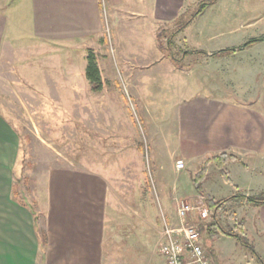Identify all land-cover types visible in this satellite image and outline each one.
<instances>
[{
    "label": "rangeland",
    "instance_id": "obj_1",
    "mask_svg": "<svg viewBox=\"0 0 264 264\" xmlns=\"http://www.w3.org/2000/svg\"><path fill=\"white\" fill-rule=\"evenodd\" d=\"M143 1L148 6V0ZM255 1L219 0L206 7L209 11L203 18H194L175 37L176 51L181 58L179 64L166 57L159 60L155 42L165 44L166 37L192 16L201 0H187L185 10L171 23L161 26L157 36L151 23L140 22L143 16L131 21L124 17L119 21L112 9L108 10L106 43L99 46L96 53L105 73L100 90H92L86 70H78L74 75L81 76V85L75 93L76 79H64L52 61L48 63L49 78L45 77V71H38L36 79H28L19 70L10 72L7 67L0 70V112L19 132L15 169L18 197L36 204L47 172L53 167L98 171L109 182L107 264H149L153 257L161 264L165 262L159 251L164 218L172 226L182 224L176 213L179 200L195 202L202 194L207 202L210 195L216 199L238 195L222 205L217 218L226 229L238 233L245 243L235 236L210 235L208 224L214 220L211 210L205 220L192 217L187 221L194 220L199 229L204 224V230H200L214 264H262L248 247L253 246L264 259V233L253 224L257 204L247 202L243 195L245 190L250 195L264 192V172L261 171H264V160L250 166L247 173V165H226L228 176L240 185L241 189H237L213 161L206 163L215 153L212 148L203 154L197 152L196 146L181 145L175 132L176 108L185 89L202 94L207 91L206 83L210 89L220 87L222 95H236L240 88L232 82L241 81L232 71L224 73V64L216 59L203 63L206 69L211 68L206 78L200 67L191 74L186 70L200 66L205 55L194 53L184 58L182 52L216 51L262 35L264 5L257 9L253 5ZM225 11L239 13L245 20L243 29L229 32L228 22L232 21H227L230 17L224 15ZM86 50L87 56L88 47ZM80 52L75 51L77 67L83 57ZM129 53L135 54L133 60L137 62H125L123 56L128 57ZM220 64L222 73L214 72L219 70ZM128 70L133 76L126 75ZM138 72L140 78L137 79ZM262 75L264 73L256 83L250 77V82H253L252 91L258 86L257 91L264 99ZM180 159L184 161L182 168L177 167ZM204 164L207 171L202 173L197 188L195 177ZM242 187L247 189L242 190ZM240 221H244L243 230L238 227Z\"/></svg>",
    "mask_w": 264,
    "mask_h": 264
},
{
    "label": "crops",
    "instance_id": "obj_2",
    "mask_svg": "<svg viewBox=\"0 0 264 264\" xmlns=\"http://www.w3.org/2000/svg\"><path fill=\"white\" fill-rule=\"evenodd\" d=\"M186 1L148 0L147 6L143 0H0V70H19L28 79H36L38 71H45L49 78L48 63L52 61L64 79H76L74 92L78 93L81 76L74 73L86 70L87 47L97 53L99 46L105 45L108 10L112 9L119 21L143 16L140 22L151 23L157 36L161 26L185 10ZM263 2L256 0L253 5L258 9ZM208 11L205 9L195 18H203ZM224 15L232 21L228 22L229 32L243 29L245 20L239 13L225 11ZM232 44L227 46L240 45ZM155 48L159 60L164 59L158 40ZM75 51H81L83 56L78 67ZM204 51L202 64L186 71L192 74L200 67L205 76L211 68L206 69L204 62L222 61L224 73L232 71L235 78L241 79L232 82L240 91L222 95L220 87L210 89L206 83L207 91L202 94L185 89L176 108V138L181 145L196 146L202 154L212 148L215 153L207 159L224 151L235 154L239 160L227 165H247V173L250 166L264 160V99L258 86L252 91V83L264 73V40L224 55H213L215 51L210 49ZM134 56L129 53L123 57L125 62L135 63ZM97 62L105 77L100 59ZM222 64L214 72L222 73ZM126 75L133 76L130 70ZM139 75L138 72L137 79ZM250 77L255 81L250 82ZM89 85L93 90L91 82ZM19 146L16 125L0 112V264H107L106 177L88 168L53 167L47 172L41 197L31 205L14 194ZM229 171L232 174V169ZM229 178L241 189L232 176ZM245 191V196L250 195ZM255 210L253 224L264 233V203L257 204ZM155 261L153 257L149 264H160ZM164 261L161 264H166L165 258Z\"/></svg>",
    "mask_w": 264,
    "mask_h": 264
},
{
    "label": "trees",
    "instance_id": "obj_3",
    "mask_svg": "<svg viewBox=\"0 0 264 264\" xmlns=\"http://www.w3.org/2000/svg\"><path fill=\"white\" fill-rule=\"evenodd\" d=\"M217 1L218 0H201V4H200L199 8L192 14V16L188 20H186L183 23H181L180 25H178L172 31V33L166 37V43L160 44V48H161L165 57L169 58L171 61H173L176 64L180 63L181 58L178 57V52L176 51V42H175L176 35L178 33H180L181 31H183L191 23V21L195 17H197L201 12H203L205 10L206 7L214 4ZM261 40H264V35L254 36V37H251L250 39L246 40L245 42H243L239 46H232V47H225V48L218 49L215 52H213V55L228 54V53L235 51L236 49H243V48L250 47L251 45H253V44H255ZM182 53H183L182 57L185 58L189 54L205 53V51L204 50H184ZM86 74H87L88 79L91 81V83L93 85V90L102 89L103 81H102L101 69H100L98 62H97L96 52L94 51L93 48H88ZM231 160H238L237 155L224 151V152H221V153L213 156L212 158H209L206 163L213 161L217 165V167L220 168V170L223 172V174H225V176L227 178H229V176L227 174V170H226V165ZM206 171H207V164H204L203 167L198 172L197 176L195 177V184H196L197 188L199 187V183H200L202 173L203 172L205 173ZM14 194L19 196L18 195L19 191L17 190L16 187L14 190ZM237 196L238 195H232L230 197L221 198V199H216L212 196L207 197L208 208H209V210H211L213 212V216H214V220L209 222L208 228H207L210 235L214 236V235H216V233H218V234L220 233V234H225V235H229V236H235L239 240L242 241V237L238 233H236L235 231L226 229L223 226V224L221 223L220 219L217 218V212H218V210L221 209L222 205L226 201H228L229 199H232V198L237 197ZM243 196H245V195H243ZM245 197H246L248 202H253L255 204L264 203V192H262L258 195H248ZM243 224H244V221H240L238 223V227H240V229H242V230H243V226H242ZM204 228H205L204 224H202L200 229L203 231ZM242 242L245 243L244 241H242ZM248 247L251 248L252 252L260 260V262L262 264H264V259L262 258L261 254H259L253 248V246L249 245Z\"/></svg>",
    "mask_w": 264,
    "mask_h": 264
},
{
    "label": "built area",
    "instance_id": "obj_4",
    "mask_svg": "<svg viewBox=\"0 0 264 264\" xmlns=\"http://www.w3.org/2000/svg\"><path fill=\"white\" fill-rule=\"evenodd\" d=\"M184 161H177V167L182 168ZM176 213L181 225L172 226L165 222L162 240L159 244L160 253L166 258L167 264H214L204 245L203 234L194 220H205L209 216L206 198L202 194L195 202L179 200ZM161 239V237H160Z\"/></svg>",
    "mask_w": 264,
    "mask_h": 264
}]
</instances>
